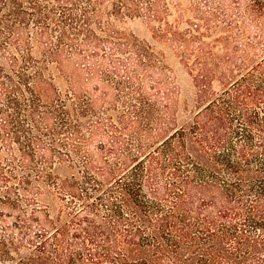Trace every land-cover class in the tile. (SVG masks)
<instances>
[{
	"label": "trees",
	"instance_id": "16d2710c",
	"mask_svg": "<svg viewBox=\"0 0 264 264\" xmlns=\"http://www.w3.org/2000/svg\"><path fill=\"white\" fill-rule=\"evenodd\" d=\"M168 1L114 0L107 16L158 23L160 37L178 45L175 55L196 74L201 108L150 151L136 143V155L114 157L112 167L105 160L92 169L87 161L80 179L59 180L46 169L34 185L33 140L20 137L30 129L12 126L10 111L33 121L38 132L37 118L57 121V128H46L53 137L72 126L73 136L84 140L82 130L95 128L87 121L88 105L69 101L53 85L50 66L97 58L109 46L114 69L103 79L144 121L154 107L141 95L143 80L168 102L169 90L160 96L168 70L145 42L112 31L103 20L106 0H0V205L10 209L12 221L0 229V264H264V0H232L235 13L218 0H200L196 19L183 31L166 21L173 12ZM222 23L238 39L209 43ZM76 66L83 72L84 65ZM216 77L227 87L213 97ZM110 128L119 131L113 122ZM48 150L51 157L57 152ZM42 159L53 166L51 158ZM49 184L61 203L38 207L41 185Z\"/></svg>",
	"mask_w": 264,
	"mask_h": 264
},
{
	"label": "rangeland",
	"instance_id": "374dc122",
	"mask_svg": "<svg viewBox=\"0 0 264 264\" xmlns=\"http://www.w3.org/2000/svg\"><path fill=\"white\" fill-rule=\"evenodd\" d=\"M114 0H106L103 7V20L109 21L113 26L112 31L119 32L126 36H134L139 41L145 42L149 45L154 52L162 55L163 62L167 67V74L164 78L166 81H160V96L164 97V94L169 90L170 99L167 101L162 100L156 95L158 90L151 88L154 85L153 82L143 80V95L147 106L152 105L154 107V113L151 118L146 116L149 121L137 119L134 114V109L129 105H123L121 100L118 98V93L115 90V86L109 82H105L103 75L111 73L114 69V65L109 58V46L105 45L106 53L99 54V57L94 59H88L85 62L80 60H71L70 62L63 61L60 66H50L49 69L53 75V85L60 90L62 95L68 93L70 95L69 101L80 100L81 104L88 105L89 115L88 122L92 123L95 128L92 132L82 130V135L85 137L84 140H80L73 136L74 132L71 129H67L60 135L52 136L51 132H46L47 126L50 129L57 128V121H40L41 132H38L35 123L29 119H22L16 117L12 111H10L9 119L12 120L10 123H14L12 126L19 127V125L29 128L27 134L20 133L21 139L23 137L32 138V146L28 152V159L31 158L33 163L32 171L29 173L33 180V184L36 185V175L40 171H50L55 178L63 180L66 176L70 177L74 175L76 178H81V172L84 170L82 166L88 161L92 169L98 167H104V161H108V167H112L116 162L114 157L123 159V157H133L136 155V143H139L142 149L150 151L167 135H169L174 129L180 128L190 122L202 105L198 101L199 87L195 83L196 74L191 73L175 55L179 53L178 45L172 41L164 40L158 34L160 25L158 23H147L142 19H123L116 20L113 17H108V13L111 12V4ZM209 3H213L212 0H207ZM200 0H169L168 3L173 5V12L166 20L171 26L179 30H184L190 20L196 19L195 8L200 5ZM222 5V8L227 12L230 8H233L235 13L238 8L232 4V0H221L217 1ZM216 5L218 6L219 4ZM224 2V3H223ZM232 5V7H230ZM244 6V5H243ZM109 18V19H107ZM197 23V22H194ZM228 25V24H227ZM212 26L211 28H213ZM227 27V26H226ZM225 24H220V30L217 29L211 33L207 39L209 43H213L216 40H221L230 37L232 40L238 39V32L233 31L232 34L226 33ZM247 30L253 33L255 30L252 29L249 22L246 23ZM224 29V30H223ZM35 29L32 28L31 31ZM237 43H240L237 40ZM236 45L232 44L229 49H234ZM219 55H223L222 48H218ZM260 53V52H259ZM34 57L40 59L39 55L34 52ZM121 58H126V55H121ZM124 61V60H123ZM256 61V60H255ZM5 67L6 63L2 62ZM76 65H84L83 72H79ZM116 68L121 71L123 69L122 64L116 63ZM121 69V70H120ZM120 75L122 76L123 74ZM157 82V80H154ZM227 87V83L222 81L220 77L213 79L212 86L210 87V93L215 97L220 95L222 91ZM76 98V99H75ZM135 107L140 108L139 101L134 103ZM139 106V107H138ZM163 107H167L166 109ZM124 115L126 122L125 124H119L117 117ZM3 119V117H1ZM131 120L132 126L127 129L126 124ZM113 122L119 128V131H115L110 128V123ZM102 123L101 126L99 124ZM4 124L3 121H0ZM54 138V139H53ZM55 144H53V141ZM43 143V144H42ZM53 146L56 153H48V149ZM18 146L13 144V151L15 152L16 159L20 162L23 159L22 153L18 151ZM131 149L130 153L127 150ZM3 154V159L6 157ZM42 157L46 159L51 158L53 166H46L43 163ZM66 157L76 163V167L71 168L69 160ZM262 157V156H258ZM102 163V164H101ZM117 164V163H116ZM25 171L17 169L18 175H23ZM27 172V171H26ZM25 172V173H26ZM43 188V196L37 198L39 200L37 206L46 205L48 203H61L56 197V188L49 184V186L41 185ZM48 191L50 193H48ZM50 195V196H49ZM13 198H15L13 196ZM53 201V202H51ZM35 207V205L33 206ZM32 208V206H31ZM0 229L7 227L12 222L8 218L10 216V209L6 206L0 205ZM1 236V234H0Z\"/></svg>",
	"mask_w": 264,
	"mask_h": 264
}]
</instances>
